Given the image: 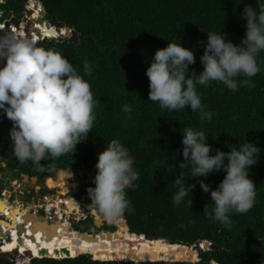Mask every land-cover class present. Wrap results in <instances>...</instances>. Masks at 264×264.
<instances>
[{
	"label": "trees",
	"instance_id": "1",
	"mask_svg": "<svg viewBox=\"0 0 264 264\" xmlns=\"http://www.w3.org/2000/svg\"><path fill=\"white\" fill-rule=\"evenodd\" d=\"M4 1L7 12L17 19L22 17L27 0ZM39 1L46 12L45 20L53 26L69 28L72 35L38 41L37 46L59 51L90 83L96 120L94 130L76 145L72 157L69 154L46 159L39 169L14 157L11 167L28 177L49 170L89 173L96 171L97 153L112 139H118L133 155L139 179L134 188L126 190L131 211L111 221L113 233H101L92 239L59 224L55 227L37 223L32 232H21L20 246L14 254L17 257L23 252L28 259L36 257L27 260L19 255L15 261L0 258V264H127L143 257L158 259L161 254L166 260L193 261L199 257V264H264V51L257 57L261 71L251 78L254 86H240L235 91L217 82L197 86L205 110L213 114L210 121H201L199 113L187 107L169 112L151 102L145 72L155 50L168 42H178V38L182 46L194 51L196 61L189 69L199 73L203 67L199 56L207 32L219 34L221 30L227 40L239 43L245 32V22L239 14L246 3L255 7L256 0ZM28 8L41 34L34 33L33 40L58 36L36 17L41 10L39 3L31 0ZM0 31L27 37L14 26L6 32L0 24ZM27 32L30 34V27ZM85 60L91 62L90 76L84 75ZM197 73L190 72L189 76L195 79ZM125 104L133 107L132 120L122 111ZM11 126L0 112V141H10ZM185 127L204 131L213 152L228 151L230 144L243 143L245 139L262 149L259 161L249 170L256 185V203L245 214H231V228L203 214L204 205L211 208L212 201L199 180L215 188L223 171L196 179L185 177L187 184L195 185L191 189V208L172 203V194L177 191L175 177L180 172L186 176L191 173V167L178 166L183 159L180 150ZM0 154L7 157L9 150ZM68 172H59L57 177L63 178L66 190L70 188ZM89 186H94L93 179L84 180L81 193L87 195ZM87 202L91 205L89 198ZM204 240L210 242L209 249L201 246ZM42 250L49 257H40Z\"/></svg>",
	"mask_w": 264,
	"mask_h": 264
},
{
	"label": "clouds",
	"instance_id": "2",
	"mask_svg": "<svg viewBox=\"0 0 264 264\" xmlns=\"http://www.w3.org/2000/svg\"><path fill=\"white\" fill-rule=\"evenodd\" d=\"M239 15L245 22L239 43L227 40L221 30L219 34L207 32L199 56L203 66L199 73L189 69L196 61L194 51L182 46L178 38V42H168L156 49L145 69L148 99L162 110L183 111L187 107L198 112L201 121H210L213 114L205 110L196 90L198 85L207 87L210 82H217L231 91L254 86L251 78L261 71L257 57L264 51V0H256L255 7L244 4ZM21 21L20 24L24 23ZM11 26L14 25L5 26L6 30ZM38 30L31 27L29 35L25 32L27 37L0 34V112L12 124L8 132L12 155L20 163L31 162L37 169L46 159L69 154L72 157L76 145L94 130L96 120L90 83L59 51L37 46L40 40L31 36ZM83 71L84 75H91L90 61L85 60ZM190 72L198 74L195 79L189 76ZM122 111L128 120L133 119L131 105L125 104ZM207 140L208 135L202 130L183 129V159L178 166L191 167V173L186 176L180 172L175 177L177 191L172 194V203L191 208V189L195 185L187 184L185 177L196 179L223 171L224 176L215 188L199 180L201 189L210 193L212 201L211 208L204 205L203 214L231 228V214H245L256 203V185L249 170L259 161L262 149L245 139L243 143L230 144L228 151L213 152ZM133 164V155L118 139H112L97 153L94 186L87 188V195L90 204L109 222L126 210L131 211L126 190L134 188L139 179ZM62 171L68 172H58Z\"/></svg>",
	"mask_w": 264,
	"mask_h": 264
},
{
	"label": "flooded vegetation",
	"instance_id": "3",
	"mask_svg": "<svg viewBox=\"0 0 264 264\" xmlns=\"http://www.w3.org/2000/svg\"><path fill=\"white\" fill-rule=\"evenodd\" d=\"M27 4H28V0L25 3V5L23 6V8L25 6L27 7ZM29 10H30L29 19L32 23L27 26V29H29V27H30V31H31V25H32V27L36 26V19L34 18L35 16H33L32 10L31 9H29ZM25 16H27L26 12H24V10L22 9V17L19 18L18 20L23 19ZM36 17L39 19L41 18V16L38 17V15ZM41 19L45 20V17L41 18ZM23 29H25V27H23ZM2 142H3L2 145L0 143V152L3 151L4 149H8L9 154L7 155V157H3V160L0 161V207H4V210L8 211V215L6 216V215L1 214L0 220L1 221L5 220L7 222V223H3L4 225H7L10 221L9 225H11L13 223L12 222L13 221L12 216L25 215L27 205H29V203H31L35 199H40V200L42 199V201H43L44 196H39V195H42V194H40L41 189L45 188L46 192H48V190L50 188H48L46 186L47 178L46 179L41 178V175L44 173H42L40 176L28 177L27 175L19 174L17 168H12L11 164H12V161L14 160V156H12L11 142L10 141H8V142L2 141ZM0 157H2L1 154H0ZM83 172H85V171H83ZM58 173L59 172H56V173L52 172L50 178H53L54 180H56L57 179L56 175ZM71 173H73V172H71ZM13 174H15L16 177H13L12 176ZM33 180H34V183L32 184ZM90 180H92V179H90ZM90 180L85 179V181H90ZM83 182L84 181L81 180V188H80V195H83V196H71V198H73L75 201L74 203H77L78 199L81 200L80 201L81 203L78 201V203H77L78 206L73 207V208H75L73 211H75L76 213L81 208L83 209V201H85L86 204L89 205V203L87 202L88 198H87L86 193H84V192L81 193ZM56 199H57V201L61 202L62 208H64V209H62V211H63L62 216L64 218H66L68 220V222L70 223L69 225L66 224L69 227L70 232L72 231V232L78 233L80 231L81 233L85 232V233L97 236L100 232L113 231V230H110L111 224H109L108 220L105 219L101 214H99L97 209L93 208L91 205H90L91 207L90 206H88V207L92 213L89 211V209H86V212H87L86 215L83 214V216L77 217L76 215H74L75 212H73L72 214L68 212V210H69L68 207L73 206L70 204V198H68V196H55L54 200H56ZM17 209L22 214L21 213L17 214L18 213ZM93 210H95V212ZM11 211H13L14 213L9 214ZM40 212H42V211H40ZM33 219H36V218L33 216ZM97 219H99L100 222H97ZM17 221H18V219H15V221H14L15 225H16ZM55 221H49V224L54 223ZM13 224L11 225V227L15 226ZM57 224L61 225V223H57ZM54 225H56V224L54 223ZM86 225L88 227H86ZM17 239H18L17 242H20V235L17 237ZM5 244H7V243H5ZM3 248H5V246H3ZM17 248H13V249L11 248L12 252L14 250H16ZM11 250H1V251L11 253ZM20 258H24V257H20ZM24 259H26V258H24Z\"/></svg>",
	"mask_w": 264,
	"mask_h": 264
},
{
	"label": "built area",
	"instance_id": "4",
	"mask_svg": "<svg viewBox=\"0 0 264 264\" xmlns=\"http://www.w3.org/2000/svg\"><path fill=\"white\" fill-rule=\"evenodd\" d=\"M68 198H71V196H68ZM55 196H44V199H35L29 205H27L26 213L25 215H17L18 221L16 222L15 226L8 227L3 226L0 224V251L3 247V243H8L13 235V230L15 231L16 238L20 235L23 230L26 232H32L33 228L35 226V223H44L46 222L50 226H54V223H61V225L70 224L66 218L62 216V204L61 202L54 200ZM42 211V212H40ZM65 211V210H64ZM66 212V211H65ZM2 215H8V211L5 210V212L0 211V216ZM34 216L36 219H26V216ZM57 222H56V221ZM1 221V220H0ZM5 221V220H2ZM9 221V220H8ZM12 221V220H11ZM49 221H55L54 223L49 224ZM6 222V221H5ZM13 222V221H12ZM10 223V221H9ZM60 230V228H58ZM20 257H24L27 260H30L36 256H33L32 258H27L26 255L22 253L19 254Z\"/></svg>",
	"mask_w": 264,
	"mask_h": 264
},
{
	"label": "water",
	"instance_id": "5",
	"mask_svg": "<svg viewBox=\"0 0 264 264\" xmlns=\"http://www.w3.org/2000/svg\"><path fill=\"white\" fill-rule=\"evenodd\" d=\"M34 2H36V3H39L40 5H41V10H40V13H41V18H44L45 17V15H46V12H45V10H44V8H43V6H42V4L40 3V1H38V0H33ZM23 10H24V12H26V15L27 16H25L24 18H23V22L24 23H26V25L28 26L29 24H31L32 22L30 21V19H29V14H30V10H29V8L28 7H24L23 8ZM40 18V21L42 22V23H44V25L46 26V27H50L51 29H53L54 31H55V33H57L58 34V36H52V37H46V36H42L43 38H39V40L40 41H49V40H51V39H56V38H58L59 36L60 37H65L66 35H72L71 34V32L69 31V28H61V27H57V26H53L52 24H49L46 20H43V19H41ZM22 21L21 20H18V19H16V17H14L12 14H10L9 12H7L5 9H4V7H3V4H2V2H0V23H4V25L7 27V28H9V26H10V24H13L16 28H20V23H21ZM36 22H37V20H36ZM27 28H26V32H27ZM27 34L29 35V33L27 32ZM37 34L39 35V36H41V34L39 33V32H37ZM13 156V155H12ZM13 158V157H12ZM62 172H65V171H62ZM51 174H52V171L51 170H49V171H47V172H45L44 174H42L41 175V178L42 179H46V178H48V177H50L51 176ZM92 209V208H91ZM94 212H95V210H93ZM26 219H33V216H26ZM79 234H82V235H86L88 238H92V239H96V237L97 236H94V235H92V234H88V233H85V232H78ZM101 233H106V234H111V233H113V232H111V231H107V232H100L99 234H101ZM98 234V235H99ZM131 234H135V233H131ZM143 238H145V236L144 235H141ZM201 246L203 247V249H209V246H210V242H208L207 240H204V241H202V244H201ZM65 252H67L66 250H65ZM40 253H41V256L40 257H49L48 255H46L45 254V250H42V251H40ZM14 254H15V250L12 252V253H7V252H0V258H7V259H9V260H11V261H15L16 259H17V257L19 256V255H17V257L16 256H14ZM162 255V254H161ZM161 255H160V258H158V259H152V258H144L143 257V259H141V260H137V261H135V260H133V262H131V263H127V264H199L198 262H196V260L195 261H191V260H189V261H180V260H174V259H172V258H170L169 260L167 259H162L163 257H161ZM29 256H31V255H29ZM16 258V259H15ZM32 258V257H31Z\"/></svg>",
	"mask_w": 264,
	"mask_h": 264
},
{
	"label": "rangeland",
	"instance_id": "6",
	"mask_svg": "<svg viewBox=\"0 0 264 264\" xmlns=\"http://www.w3.org/2000/svg\"><path fill=\"white\" fill-rule=\"evenodd\" d=\"M0 2L4 3L5 1L4 0H0ZM41 16V13L39 12L38 14V17ZM21 25V29H18V33L22 32L23 31V27H25L24 29V32H26V28H27V25L26 23H22L20 24ZM7 31H10V29L6 30ZM27 33V32H26ZM17 35V34H15ZM96 170V168L94 169ZM96 171H92V172H89L86 173V172H83V170H77L76 172H73V173H70L69 172V176L67 178V182L70 184V188H68L66 190V186L64 185L63 187H60V186H55L53 187L54 185V181L51 180L49 182V184H47V180H46V186L48 188H50L48 190V192H46V189L45 188H42L40 194L42 195H39V196H83V195H80V188H81V180L84 181L85 179L87 180H90V179H93L94 175H95ZM13 177H16L15 174L12 175ZM11 176V177H12ZM56 177H58V174L56 175ZM50 178V177H49ZM48 179V178H47ZM58 179V178H57ZM56 179V180H57ZM56 182L58 183H61V178H59ZM34 183V180L32 181V184ZM66 198V197H65ZM78 201L80 202L81 200H77V203ZM74 199L73 198H70V204L73 205L72 207L69 206V210L68 212H70L71 214L75 211H73L75 208H73L74 206H78L77 203H74ZM81 203V202H80ZM90 205H87L85 201H83V209L81 208L77 213L75 212L74 215H76L77 217H80V216H83L87 214L86 212V209H89ZM86 207V208H85ZM91 207V206H90ZM89 211L91 212V210L89 209ZM92 213V212H91ZM81 214V215H80ZM96 214V213H95ZM94 214V215H95ZM97 215V214H96ZM109 222V221H108ZM37 223H35V226H36ZM109 224H111V222H109ZM41 228V227H39ZM200 258L198 257L197 260H199ZM195 260V259H194ZM193 260V261H194ZM198 262V261H196Z\"/></svg>",
	"mask_w": 264,
	"mask_h": 264
},
{
	"label": "bare ground",
	"instance_id": "7",
	"mask_svg": "<svg viewBox=\"0 0 264 264\" xmlns=\"http://www.w3.org/2000/svg\"><path fill=\"white\" fill-rule=\"evenodd\" d=\"M2 32L0 31V34H1ZM46 35H48V32H47V34ZM35 41H37V40H35ZM61 178V183H58V182H56L57 180H54L53 178H48L47 179V184H49V182L51 181V180H53L54 181V185H53V187H55V186H60V187H63L64 186V184H63V178L62 177H60ZM66 186V185H65ZM72 207V206H71ZM0 211L2 212H5V210H4V207H0ZM17 214H20L21 212L17 209ZM11 213H14L13 211H11L9 214H11ZM70 213V212H69ZM22 214V213H21ZM19 217V216H18ZM18 217H17V215H15V216H12V218H13V223H14V221H15V219H18ZM11 218V217H10ZM11 218V219H12ZM3 223H7V222H5V221H0V224H2L3 226H8V227H11V225L13 224H11V225H9V223L7 224V225H4ZM46 225H48L46 222H44ZM13 225H15V223L13 224ZM55 227L57 226V224L56 225H54ZM59 227H63V228H66V227H68L67 225H58ZM15 231L13 230V235H12V238L10 239V241L7 243V244H5V243H3V246H5V248H1V250H11V248L13 249V248H17L19 245H20V242H17V238H16V235H14L15 233H14ZM17 242V243H16ZM11 253H12V250H11ZM20 258V257H19ZM18 259V258H17Z\"/></svg>",
	"mask_w": 264,
	"mask_h": 264
},
{
	"label": "snow or ice",
	"instance_id": "8",
	"mask_svg": "<svg viewBox=\"0 0 264 264\" xmlns=\"http://www.w3.org/2000/svg\"><path fill=\"white\" fill-rule=\"evenodd\" d=\"M15 235V234H14ZM21 251H23V249H21Z\"/></svg>",
	"mask_w": 264,
	"mask_h": 264
}]
</instances>
